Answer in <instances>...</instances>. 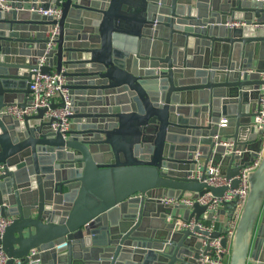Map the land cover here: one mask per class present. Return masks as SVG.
<instances>
[{
	"label": "water",
	"instance_id": "95a60500",
	"mask_svg": "<svg viewBox=\"0 0 264 264\" xmlns=\"http://www.w3.org/2000/svg\"><path fill=\"white\" fill-rule=\"evenodd\" d=\"M6 1L0 215L12 223L0 246L7 264H200L204 241L218 238L229 264H264V140L252 126L264 84V0ZM51 7L61 9L59 20L39 12ZM237 23L244 25L228 26ZM43 57L42 74H62L72 96L66 137L52 129L47 109L23 121L4 112L30 104L32 70ZM224 142H233L231 152ZM196 153L201 180L193 177ZM258 158L232 238L177 228L178 220H205L198 203L169 220L173 209L162 198H222ZM211 161L229 186L203 182ZM237 200L225 201V210H236Z\"/></svg>",
	"mask_w": 264,
	"mask_h": 264
},
{
	"label": "built area",
	"instance_id": "2783aa9c",
	"mask_svg": "<svg viewBox=\"0 0 264 264\" xmlns=\"http://www.w3.org/2000/svg\"><path fill=\"white\" fill-rule=\"evenodd\" d=\"M0 8L4 10H9L10 5L6 0H0ZM39 12L48 18H52L54 20H59L61 18V9L51 7L48 10H39ZM242 24L228 25L232 26H243ZM59 34L58 25L54 26L52 30L47 33V37L49 42L47 43V52L55 46V40ZM48 62V59L45 57L40 58L37 64V68L33 69V77L30 83L31 93L29 94L30 104L26 108H21L18 105H13L5 109V114L12 115L16 120L23 121L26 116H32L38 113L39 109H47L45 118L50 120L54 119L51 127L54 131L60 132L64 134L69 131L71 126L70 116L73 114V105H72V96L65 85L67 83L66 78L55 71L52 74L46 75L42 74L41 68L44 67ZM255 70H248V73H254ZM261 80L264 81V72L259 73ZM259 99L258 106L255 111V116L252 119V126L257 130L262 131L263 135L261 138L264 140V84L259 87ZM56 98H59V103H56ZM64 103V106H59ZM52 105H57L54 109H51ZM227 123L226 119L221 120L220 126H225ZM224 146L229 149L231 152L233 147V142H224ZM246 150H236V155L244 154ZM230 153H226L229 155ZM195 160L197 161V172L193 174V177L201 180L202 178V167L203 164L200 161V154H195ZM259 164V158L250 164L247 168L241 170L238 178L240 179V185L238 189L227 191L222 198H218L212 195V193H206L202 196H199L195 193H185L181 198H162L161 202L164 205L172 207V209H177L182 206L193 210L194 204L198 203L200 206L207 207V211L203 215V218H207L209 216L212 217L211 225H204V221L196 222L195 218H192L189 222H184L182 220H178L177 228L180 230H193L196 226H198L201 230L208 231L212 233L215 230L216 224L219 221V212L223 203L225 201L232 202L237 200L235 213L238 214V211L241 213L243 205L249 194V180L248 173L254 170ZM205 183H207L211 187H223L229 186L230 181L227 179L225 175L222 174V165L215 164L212 161L210 162L207 171L206 178L204 179ZM239 213V216H240ZM173 218V213L169 216V220ZM239 219V217H238ZM12 223L10 218H5L0 215V234L2 235L5 229ZM236 225L229 224L228 230L223 235L232 238L234 235V231L236 229ZM207 247L209 249L207 250ZM37 251L33 249L29 255V258L36 255ZM228 256V250L225 249L221 244V238L214 239L211 242L204 241L203 246L200 250V258L198 261L200 264H225V258ZM8 256L0 246V264L8 263ZM29 264H41L40 260H30Z\"/></svg>",
	"mask_w": 264,
	"mask_h": 264
},
{
	"label": "crops",
	"instance_id": "0c3cea01",
	"mask_svg": "<svg viewBox=\"0 0 264 264\" xmlns=\"http://www.w3.org/2000/svg\"><path fill=\"white\" fill-rule=\"evenodd\" d=\"M60 99L56 98V103H59ZM233 207H229V210H225L224 206L221 207L220 212H219V221L216 224L215 230L216 231H222V233H225L228 230L229 224H237L238 222V217H239V211L238 214L235 213V210H232ZM177 209H173V216L177 215L178 212ZM184 210H180L179 212V217L183 218L184 217ZM204 225L210 226L211 221L208 219H205L203 222ZM225 264H229V257L227 256L225 258Z\"/></svg>",
	"mask_w": 264,
	"mask_h": 264
},
{
	"label": "rangeland",
	"instance_id": "374dc122",
	"mask_svg": "<svg viewBox=\"0 0 264 264\" xmlns=\"http://www.w3.org/2000/svg\"><path fill=\"white\" fill-rule=\"evenodd\" d=\"M227 257V256H226Z\"/></svg>",
	"mask_w": 264,
	"mask_h": 264
}]
</instances>
